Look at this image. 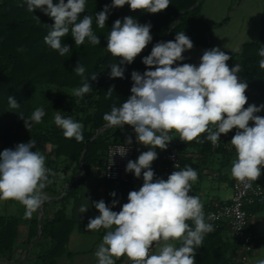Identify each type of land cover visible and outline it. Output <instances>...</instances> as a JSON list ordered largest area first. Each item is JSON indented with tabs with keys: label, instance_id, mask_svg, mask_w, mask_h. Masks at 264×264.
<instances>
[{
	"label": "clouds",
	"instance_id": "obj_1",
	"mask_svg": "<svg viewBox=\"0 0 264 264\" xmlns=\"http://www.w3.org/2000/svg\"><path fill=\"white\" fill-rule=\"evenodd\" d=\"M24 2L29 12L40 9L54 21L44 42L59 55L70 52L71 46L62 43V38L69 33L77 46L86 40L92 45L100 44V38L92 28V16L84 15L81 19L86 0H67L66 3L59 0L57 4L53 0ZM125 5L132 11L157 14L169 7L170 0H112L96 13L97 26L105 27L110 10ZM151 27L150 23L141 24L132 17L114 22L106 38V48L112 56L119 58V63L110 66L111 78H124L125 69L120 65L132 64L152 42ZM193 47L184 31L176 33L174 41L157 42L150 54L142 59L148 70L143 74L131 73V95L103 115L105 127L131 126L136 141L149 150L126 165L125 171L134 173L136 178L143 175V184L139 190L128 193V202L119 212L113 211L103 199L93 202L99 215L89 219L87 230H107L95 252L98 264H116L123 256H127L132 264H196L197 249L203 246L205 235L214 231L213 224L205 218L199 196L189 194L198 180V172L186 165L173 171L165 180L156 177L151 167L158 158L155 149L166 150L173 140L170 133H177L185 143L203 142L200 137L206 133V140L218 147L221 134L236 129L230 141L236 154L231 166L232 178L247 188L261 177L264 116L257 113L264 110V104L245 107L248 84L239 77L242 67L235 64L230 68L226 62L231 57L218 47L205 50L198 66L177 64L185 59L183 53ZM17 50L24 51L22 47ZM258 55L261 57L259 66L264 69V47L259 49ZM73 70L79 76L85 73L79 62ZM91 79L95 81L97 75H92ZM91 91L92 85L87 80L72 90V96L82 98ZM113 91L114 86L108 89L107 96L111 97ZM8 105L10 109L20 107L13 96L8 97ZM45 115L41 106L27 119L22 114L20 117L30 130L33 124L42 123ZM250 122H253L252 126ZM54 123L62 129L66 139L83 142L82 123L63 117L60 111L55 113ZM126 143H132L131 137ZM35 147L36 142L31 139L17 144L14 149L0 152V201L18 202L29 218L47 200L44 189L52 183L49 176L56 175L46 167L45 155L33 150ZM127 151V148L122 149L119 154L126 156ZM174 167L177 169L179 165ZM110 195L115 197L116 193ZM117 203L114 199L112 207ZM88 208L85 203L78 211L85 213ZM256 264H264V259L257 260Z\"/></svg>",
	"mask_w": 264,
	"mask_h": 264
},
{
	"label": "trees",
	"instance_id": "obj_2",
	"mask_svg": "<svg viewBox=\"0 0 264 264\" xmlns=\"http://www.w3.org/2000/svg\"><path fill=\"white\" fill-rule=\"evenodd\" d=\"M202 2L203 0H170L169 7L157 14L132 11L128 5L113 8L105 27L100 28L96 23V13L102 11L105 5H110L112 0H86V10L81 14V19L84 15L92 16V28L99 36L100 44L92 45L86 40L83 45L77 46L69 33L62 38V43L71 46L70 52L61 56L44 42V37L54 23L48 15L40 9L29 12L24 0H0V152L8 148L14 149L17 144L27 143L32 139L36 142L33 150L45 155L46 166L51 167L52 172L56 173L60 169L65 171L71 167L72 175L80 174L83 170L84 176L95 166L103 171L107 148L115 142L111 136L116 129L105 127L100 130L106 123L103 115L110 112L113 105L120 106L131 95V73L138 71L143 74L148 70L142 59L150 54L157 42L174 41L176 33L182 31L194 46L207 41L208 25L201 13ZM53 3L57 4L59 0H53ZM181 12L183 13L178 17ZM124 17H132L141 24L150 23L153 40L132 64L120 65L125 69L123 79L111 78L110 66L118 64L119 58L107 51L106 38L114 22L117 19L123 22ZM21 47L24 49L22 52L17 50ZM261 47H264V8L259 37L244 42L239 53L225 52L231 57L226 62L230 68L235 64L242 67L239 77L248 84L245 93L248 102L245 107L264 104V69L259 66L261 57L258 55ZM78 62L85 68L83 76L77 75L73 70ZM92 75H97L95 81L91 79ZM87 80L92 85V91L82 98L72 96V90L81 87ZM112 86L114 91L108 97L107 91ZM9 96L16 99L20 104L19 108H9ZM41 106L46 112L43 122L33 124L28 130L20 114L27 119ZM57 111L63 117H71L84 125L83 142L63 136L62 129L54 123ZM257 115L264 116V110ZM252 123L250 122V126ZM233 131L235 135L236 129ZM206 135H201L202 150L214 148L206 140ZM261 172L260 180L264 182V169ZM111 203L112 201L109 207ZM189 223L191 224L190 221ZM37 225L34 222L30 231L31 238L36 235ZM16 234L17 218L0 215V258L11 252ZM68 234L69 222L63 217L62 210L43 219L38 253L43 264H55L56 257L65 250ZM240 252L239 242L235 239L231 243L225 242L220 237V229L216 228L205 235L203 246L197 249L196 264H240Z\"/></svg>",
	"mask_w": 264,
	"mask_h": 264
},
{
	"label": "crops",
	"instance_id": "obj_3",
	"mask_svg": "<svg viewBox=\"0 0 264 264\" xmlns=\"http://www.w3.org/2000/svg\"><path fill=\"white\" fill-rule=\"evenodd\" d=\"M264 0H203L201 13L208 25L206 42L185 51L181 63L199 65L200 58L205 50L213 47L229 53H239L244 42L256 40L261 29V15ZM239 49L238 51H233ZM177 62V63H178ZM173 140L166 150L156 148L158 158L152 163V170L156 177L167 179L169 174L158 167L165 162V155L178 134L170 133ZM131 137L134 146V161L149 148L136 141L134 129L129 125L117 127L111 136L115 141H126ZM201 139V137H200ZM46 150V152H48ZM184 158L180 170L186 165L198 172V180L193 183L190 195L199 196L203 207L213 202L227 201L233 194L231 176L232 161L236 159L235 149L227 142L222 148H207L202 150L201 143L196 141L184 144L181 147ZM72 175L71 167L65 171L60 169L55 176L49 179L44 192L47 200L42 207L29 218L25 216V209L15 201H0V215L17 218V234L11 252L0 258V264H43L38 257L41 235L39 229L45 217H52L57 210H62L63 217L69 222V234L66 238L65 250L55 259V264H98L95 252L106 229L88 231L89 219L99 215L93 202L101 199L109 206L113 197V185L103 177L102 168L92 167L84 176ZM143 184V175L132 178V190H139ZM70 187V188H69ZM69 190L67 191V189ZM86 198L89 200L87 201ZM87 203L89 208L85 213H79L82 204ZM249 226L253 233L252 264L264 259V204H255L248 207ZM34 222H37V232L30 237ZM220 229V237L225 242H232L235 238L231 229L221 222L216 227ZM177 246L179 243L177 242ZM155 251V249H153ZM116 264H132L127 256L116 260Z\"/></svg>",
	"mask_w": 264,
	"mask_h": 264
},
{
	"label": "built area",
	"instance_id": "obj_4",
	"mask_svg": "<svg viewBox=\"0 0 264 264\" xmlns=\"http://www.w3.org/2000/svg\"><path fill=\"white\" fill-rule=\"evenodd\" d=\"M233 136V130L227 134H221L218 147L230 142ZM184 144L187 143L177 137L165 155L164 164L158 167L161 171L170 175L182 165L181 147ZM126 148L128 149L127 154L122 157L119 152ZM129 160L134 161V146L132 143L129 145L126 141H115L109 144L103 177L108 183L115 185L116 196L113 197V200H117L118 203L115 207H112L111 203L113 211L119 212L121 210L122 205L128 202V193L132 191L134 173L125 171ZM176 164L179 165L177 169L174 167ZM46 167L52 171L51 167ZM255 204H264V182L260 178L256 182H252L251 187L247 188L234 179L233 194L229 200L213 202L203 207L207 221L212 223L214 227L223 222L231 229L233 237L241 247L240 264H252L253 233L249 226L248 207ZM209 217L211 219H208Z\"/></svg>",
	"mask_w": 264,
	"mask_h": 264
},
{
	"label": "water",
	"instance_id": "obj_5",
	"mask_svg": "<svg viewBox=\"0 0 264 264\" xmlns=\"http://www.w3.org/2000/svg\"><path fill=\"white\" fill-rule=\"evenodd\" d=\"M182 13H183V12H181V13L179 14L178 17H180ZM104 128H105V125L102 126V127L100 128V130H103ZM85 149H86V146L84 147V150H85ZM82 158H83V154L81 155L80 161H82ZM41 233H42V225H41V227H40V229H39V234L41 235Z\"/></svg>",
	"mask_w": 264,
	"mask_h": 264
},
{
	"label": "rangeland",
	"instance_id": "obj_6",
	"mask_svg": "<svg viewBox=\"0 0 264 264\" xmlns=\"http://www.w3.org/2000/svg\"><path fill=\"white\" fill-rule=\"evenodd\" d=\"M52 92L54 93V90Z\"/></svg>",
	"mask_w": 264,
	"mask_h": 264
}]
</instances>
